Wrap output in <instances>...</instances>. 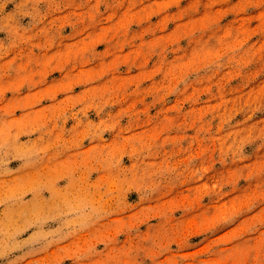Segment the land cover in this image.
Instances as JSON below:
<instances>
[{
	"label": "rangeland",
	"instance_id": "rangeland-1",
	"mask_svg": "<svg viewBox=\"0 0 264 264\" xmlns=\"http://www.w3.org/2000/svg\"><path fill=\"white\" fill-rule=\"evenodd\" d=\"M0 264H264V0H0Z\"/></svg>",
	"mask_w": 264,
	"mask_h": 264
},
{
	"label": "bare ground",
	"instance_id": "bare-ground-1",
	"mask_svg": "<svg viewBox=\"0 0 264 264\" xmlns=\"http://www.w3.org/2000/svg\"><path fill=\"white\" fill-rule=\"evenodd\" d=\"M45 97V96H44ZM30 106V105H29ZM52 106V105H51ZM53 108H54V106H53ZM52 108V109H53ZM41 109V108H40ZM42 110V109H41ZM57 111V110H56ZM44 112H45V110H44ZM45 114V113H44ZM54 114H56V113H54ZM39 119V118H38ZM46 119V118H45ZM41 122V121H40ZM33 123H35V122H33ZM106 146V145H105ZM92 147V146H91ZM81 153V152H80ZM68 156V155H67ZM49 160V159H48ZM81 160V159H80ZM43 161H45V160H43ZM53 161H54V159H53ZM60 161V160H59ZM42 162V161H41ZM80 162V161H79ZM56 163H58V162H56ZM55 163V164H56ZM65 163V162H64ZM86 163V162H85ZM53 164V163H52ZM41 165V164H40ZM49 166V165H48ZM53 166V165H52ZM33 167V166H32ZM56 167V166H55ZM43 168V167H42ZM54 169V168H53ZM52 170V169H51ZM27 172V171H26ZM59 172V171H58ZM57 172V173H58ZM29 173H31V172H29ZM33 175H35V174H33ZM50 176H52V175H50ZM101 176V175H100ZM109 176V175H108ZM16 177V176H15ZM21 178V177H20ZM100 178V177H99ZM33 179V178H32ZM82 179V178H81ZM61 180V179H60ZM107 181V180H106ZM110 181V180H109ZM112 181V180H111ZM57 182V181H56ZM15 183V182H14ZM93 183V182H92ZM96 183V182H95ZM16 184V183H15ZM28 186H29V184H28ZM9 188H11V187H9ZM13 188V187H12ZM56 189V188H55ZM109 189V188H108ZM110 189H111V187H110ZM109 189V190H110ZM53 191H55V190H53ZM57 191V190H56ZM94 193V192H93ZM97 197L99 198V196L97 195ZM98 198L96 199V200H98ZM50 199V198H49ZM108 199V198H107ZM106 199V200H107ZM51 200H52V198H51ZM55 201V200H54ZM51 204V203H50ZM41 205V204H40Z\"/></svg>",
	"mask_w": 264,
	"mask_h": 264
}]
</instances>
